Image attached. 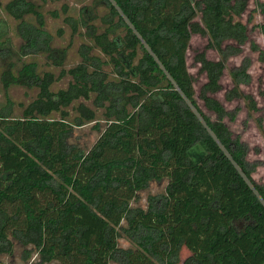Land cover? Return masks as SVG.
Instances as JSON below:
<instances>
[{
    "label": "trees",
    "instance_id": "1",
    "mask_svg": "<svg viewBox=\"0 0 264 264\" xmlns=\"http://www.w3.org/2000/svg\"><path fill=\"white\" fill-rule=\"evenodd\" d=\"M51 1L62 2L60 9L44 11L49 0H9L3 7L20 43L13 50L0 29V264L17 249L20 264H180L183 240L173 247L170 239L174 198L181 186L197 183L200 164L208 173L232 169L233 189L250 185L240 196L247 210L221 223L218 235L257 239L264 217V185L253 177L258 163L227 124L241 109L228 110L218 97L230 59L248 43L264 62V50L249 35L256 28L264 35V23L249 28L252 17L244 20L250 0H183L171 24L161 19L167 0H92L77 16L70 14L73 0ZM257 5L264 16V1ZM58 21L54 34L49 25ZM64 27L69 41L58 46ZM193 36L207 40L192 59L197 78L184 61ZM209 50L219 59L209 58ZM250 67L247 60L230 71L233 87L224 99L246 100L252 113L258 103L242 89L251 83ZM200 77L206 81L197 94ZM17 90L22 99L11 95ZM52 121L60 123L56 133ZM90 124L98 138L84 147L75 130ZM181 128L189 138L184 173L175 180ZM76 167L91 177L81 182L72 175ZM154 185L163 190L152 192ZM35 192L54 201L37 212ZM223 199L219 187L209 202L191 198L186 207L229 213ZM263 245L264 237L252 253ZM205 262L215 264V254L183 264Z\"/></svg>",
    "mask_w": 264,
    "mask_h": 264
},
{
    "label": "rangeland",
    "instance_id": "2",
    "mask_svg": "<svg viewBox=\"0 0 264 264\" xmlns=\"http://www.w3.org/2000/svg\"><path fill=\"white\" fill-rule=\"evenodd\" d=\"M9 0H0V22L1 20L5 24H0V29L5 32L3 40L8 42L15 50L20 43L19 38L15 32L16 23L11 18L7 17L3 7ZM41 4L43 0H34ZM189 1V0H186ZM264 0H250L248 11L245 14L244 20L247 21L248 17H252V21L249 24V28L264 23V16L261 15L260 9L258 8V2ZM92 0H73L70 1L71 13L77 16V12L82 6L91 5ZM183 0H167V8L161 17L167 24H171L174 14L178 11L180 3ZM62 2L56 3L49 0L44 7V11L53 10L54 8L60 9ZM155 22H159L156 19ZM3 25L6 28H3ZM61 26V22L58 21L54 24H50L49 27L52 32L56 34L57 28ZM63 27V26H62ZM65 29V35L61 38L56 35V43L58 46L66 45L69 41V29ZM250 38L258 43L261 49L264 50V35L258 28L250 32ZM164 44L172 50V45L169 41H163ZM188 52L184 59L188 71L197 78V69L192 67L193 56L197 51H203L206 48L207 40L200 36H193L188 40ZM16 47V48H15ZM191 47V48H190ZM75 48L71 50L70 55L72 56ZM70 56V58H71ZM208 56L211 59H219V54L216 51L209 50ZM69 58V59H70ZM251 61V67L249 74L251 76V83L247 86H242L243 91L251 96L259 106L258 112H249L248 103L246 100L240 99L232 103H228L224 99V94L233 87L230 71L233 68L240 66L244 61ZM1 62V61H0ZM69 63V61H68ZM44 68L48 69L44 64ZM55 73H59V69H54ZM199 81L195 84V89L198 94L200 86L206 81L204 77H200ZM223 92L218 94L219 99L225 104L228 110H233L237 107L241 109L237 116V120L233 123L228 122V126L231 128L235 135H239L243 141L249 144L251 148L249 160L251 162H257V169L253 174L254 179L264 185V96L261 92L264 90V62L259 59V54L254 52L250 44L248 43L243 50L241 55L232 57L227 65L225 76L222 79ZM1 89V88H0ZM14 99L23 98V90H17L11 94ZM0 94V101L3 100ZM202 106V102H199ZM51 126L53 131L56 133L60 128L58 121H52ZM62 125V124H61ZM92 124L85 126L82 129H76L75 134L77 141L80 142L81 146H91L98 138V134L91 129ZM114 128V127H112ZM130 128L134 129V120L130 125ZM27 137L26 131L20 130L19 140H23ZM188 135L183 128L180 129L178 134V160L174 169L173 178L178 180L184 173L181 165V158L184 156ZM200 171L196 177L197 183L192 186H181L177 191V195L174 198V205L172 209V220L171 225L174 227V232L170 234V239L173 247H175L179 241L183 240L181 258L183 264L184 261L191 256L201 259L203 254L206 252H213L216 256L215 264H233L231 258L237 262H244V264H264V245L263 248L257 253L253 254L252 251L256 243L264 237V217L259 219L260 227L257 229L258 238L255 240H249L247 237L240 239L237 242L231 241V232L227 235H218L217 230L221 223L228 224L232 217L241 215L247 210L246 205L240 201V196L246 194L250 190V185L247 181L242 182L241 187L236 190L231 187V183L235 182L233 179V171L225 167L215 169L214 172L208 173L204 171L203 165L200 164ZM72 175L78 178L81 182H86L90 177L91 173L84 171L81 167H76L72 170ZM163 186L154 185L152 192H159L163 190ZM223 188L224 190V205L229 213L223 211H211L198 205H190L186 207V203L191 198H196L202 202H209L213 199L214 190L217 188ZM54 201V197L49 193H34L33 206L38 212L39 210L45 209L47 202ZM141 205L146 204V194L141 195ZM185 209V210H184ZM183 212V213H182ZM217 236L218 242L215 246H212V239ZM121 244L123 247L131 246L126 240H122ZM21 251L17 249L14 257L6 258L5 264H20ZM205 264H210L205 262Z\"/></svg>",
    "mask_w": 264,
    "mask_h": 264
}]
</instances>
